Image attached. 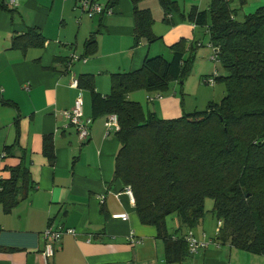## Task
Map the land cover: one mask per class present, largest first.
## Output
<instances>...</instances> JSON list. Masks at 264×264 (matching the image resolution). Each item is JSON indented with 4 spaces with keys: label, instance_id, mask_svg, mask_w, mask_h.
<instances>
[{
    "label": "crops",
    "instance_id": "0c3cea01",
    "mask_svg": "<svg viewBox=\"0 0 264 264\" xmlns=\"http://www.w3.org/2000/svg\"><path fill=\"white\" fill-rule=\"evenodd\" d=\"M15 1L9 10L0 11V90L12 103L0 104V177L8 178L10 169L22 164L32 187L10 210L0 203V264H45L41 234L48 226L76 231L61 236L48 264H264L262 255L218 242V220L209 209L192 228L181 226L176 215L167 217V233L173 238L192 232L207 243L196 253L187 248L180 260L168 261L165 240L155 226L141 223L134 198L115 178L121 143L114 132L106 133L107 114L94 113L92 92L82 89V121L90 130L86 141L79 140L62 114L79 95L71 84L81 74L94 75V91L105 97L111 74L139 69L146 56L170 59L168 47L181 38L189 40L188 45L194 41L202 46L204 37L209 43L206 27L195 26L181 14L193 6L206 10L211 0H171L175 4L166 12L159 0L140 1L139 8L152 14V30L159 39L142 40L137 46L130 0H117L112 12L91 17L76 10L77 0ZM229 4L239 20L264 7V0ZM164 18L171 23L165 24ZM29 29L35 31L29 43L13 46L14 38ZM92 34L96 43L90 53L85 43ZM178 84L171 82L164 92L134 91L128 98L161 118H178L195 111L179 96ZM157 93L161 98L148 100ZM48 142L51 153L45 148ZM5 146L12 147L1 157ZM118 214L127 218L113 217Z\"/></svg>",
    "mask_w": 264,
    "mask_h": 264
},
{
    "label": "trees",
    "instance_id": "16d2710c",
    "mask_svg": "<svg viewBox=\"0 0 264 264\" xmlns=\"http://www.w3.org/2000/svg\"><path fill=\"white\" fill-rule=\"evenodd\" d=\"M116 1L105 5L112 7ZM130 1L134 45L155 42L159 37L153 33L150 10L139 8L142 0ZM159 2L165 12L175 4ZM8 6V0H0V11ZM234 13L229 0H211L206 10L193 6L181 14L195 26L206 27L209 45L219 48L214 60L225 71L213 77L214 82L225 83V96L219 103L209 101L202 111L165 119L128 98L134 91L164 92L171 82L183 84L193 57L187 52L200 46L194 41L188 45L181 38L170 45V59L162 54L146 56L139 69L111 74L105 97L94 91V75L78 77L79 87L92 92L94 113L118 117L120 129L115 134L121 147L115 178L132 189L139 220L156 227L170 262L180 260L188 245L183 236L167 233V217L176 215L181 226L195 227L206 211V197L212 198L211 212L221 222L216 240L264 256V7L242 21ZM34 34L29 29L16 36L13 46L25 47ZM95 43L92 34L85 43L87 51L92 53ZM0 104L12 105L1 90ZM11 147L5 146L3 153ZM45 148L51 153L52 143ZM31 187L22 164L11 168L8 178L0 177V203L10 210Z\"/></svg>",
    "mask_w": 264,
    "mask_h": 264
},
{
    "label": "built area",
    "instance_id": "2783aa9c",
    "mask_svg": "<svg viewBox=\"0 0 264 264\" xmlns=\"http://www.w3.org/2000/svg\"><path fill=\"white\" fill-rule=\"evenodd\" d=\"M16 3L15 0H8L9 6H14ZM76 9H79L83 13H86L88 16H93L95 14H105L112 12L111 7H106L105 4L100 3L98 0H77ZM198 45H200L198 43ZM213 48V59H217V54L219 51L218 47L212 46ZM73 59H78L77 56H72ZM207 84H213V78H207ZM72 87L79 89V95L76 97L74 101V105L70 110L63 111L62 114L67 119L69 125L74 126L77 130L78 137L80 141H86L89 138V127L86 122L82 121L83 117V95H82V88L79 87L78 79H74ZM154 98H161V94L157 93L156 95L148 96V100L151 101ZM104 126L106 129V133L114 132L116 133L120 129V124L118 121V117L116 114L111 113L107 114V117L104 122ZM5 153L1 154V157H4ZM125 192L133 198L132 189L129 186L125 187ZM126 214H118L114 215L115 218H122L126 219ZM221 222H218V227L220 226ZM75 229H54L51 226H48L42 232V238L44 239V248L42 251L45 264H48V259L52 257L56 252V244L60 241V238L65 233L75 234ZM132 234V233H131ZM130 234L131 241H134L133 235ZM133 237V239H132ZM184 241L188 245V250L192 253H196L198 250L203 249L206 247L207 243L205 241L198 240L192 232H188L184 237Z\"/></svg>",
    "mask_w": 264,
    "mask_h": 264
},
{
    "label": "rangeland",
    "instance_id": "374dc122",
    "mask_svg": "<svg viewBox=\"0 0 264 264\" xmlns=\"http://www.w3.org/2000/svg\"><path fill=\"white\" fill-rule=\"evenodd\" d=\"M243 19L244 17H240L239 21H242ZM165 24L168 25L169 23L165 22ZM202 40V46H197L194 52H187L189 56L193 55L192 61L190 63L191 67L182 81L183 84H178L179 96L185 98L186 104L189 102L192 103L190 105L191 107L188 108H193L195 110L197 109L198 111L204 110L207 107V103L209 101L219 103L225 96L226 90V85L224 82H214L213 84H207L203 81L204 77H200L201 74H207V77L213 78L216 74L220 75L225 73L220 62L212 58L213 48L211 45H209L208 38L204 37ZM186 48H188V46ZM179 88H181L180 91ZM212 207V198L206 197L203 208L205 210H211Z\"/></svg>",
    "mask_w": 264,
    "mask_h": 264
}]
</instances>
